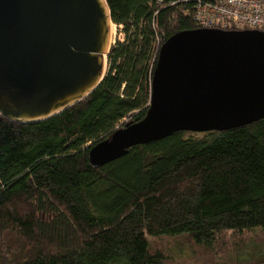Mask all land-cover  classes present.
<instances>
[{
  "label": "trees",
  "instance_id": "obj_1",
  "mask_svg": "<svg viewBox=\"0 0 264 264\" xmlns=\"http://www.w3.org/2000/svg\"><path fill=\"white\" fill-rule=\"evenodd\" d=\"M105 2L123 40L97 88L42 121L0 116V264H167L160 238L208 249L264 230V118L89 165L93 144L144 117L161 43L195 28L193 0Z\"/></svg>",
  "mask_w": 264,
  "mask_h": 264
},
{
  "label": "water",
  "instance_id": "obj_2",
  "mask_svg": "<svg viewBox=\"0 0 264 264\" xmlns=\"http://www.w3.org/2000/svg\"><path fill=\"white\" fill-rule=\"evenodd\" d=\"M105 0H0V116L48 119L86 98L105 75ZM264 118V32L194 28L159 47L149 105L93 144L99 168L176 132H222Z\"/></svg>",
  "mask_w": 264,
  "mask_h": 264
},
{
  "label": "rangeland",
  "instance_id": "obj_3",
  "mask_svg": "<svg viewBox=\"0 0 264 264\" xmlns=\"http://www.w3.org/2000/svg\"><path fill=\"white\" fill-rule=\"evenodd\" d=\"M112 44L122 41L119 28L111 24ZM111 44V45H112ZM107 62H105V73ZM169 256L167 264H264V230L244 231L240 234L226 232L217 237L211 248L192 245L186 238H160Z\"/></svg>",
  "mask_w": 264,
  "mask_h": 264
},
{
  "label": "built area",
  "instance_id": "obj_4",
  "mask_svg": "<svg viewBox=\"0 0 264 264\" xmlns=\"http://www.w3.org/2000/svg\"><path fill=\"white\" fill-rule=\"evenodd\" d=\"M193 4L195 28L264 32V0H193Z\"/></svg>",
  "mask_w": 264,
  "mask_h": 264
},
{
  "label": "bare ground",
  "instance_id": "obj_5",
  "mask_svg": "<svg viewBox=\"0 0 264 264\" xmlns=\"http://www.w3.org/2000/svg\"><path fill=\"white\" fill-rule=\"evenodd\" d=\"M113 30H112V28H111V26H110V45L112 44V38H113Z\"/></svg>",
  "mask_w": 264,
  "mask_h": 264
}]
</instances>
